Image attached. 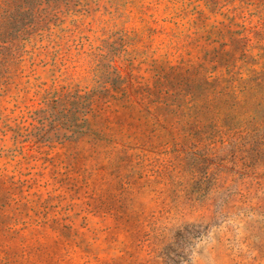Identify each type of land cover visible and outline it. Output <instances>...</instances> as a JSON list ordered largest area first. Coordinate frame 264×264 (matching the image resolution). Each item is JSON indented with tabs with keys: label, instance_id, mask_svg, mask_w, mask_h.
I'll return each mask as SVG.
<instances>
[{
	"label": "rangeland",
	"instance_id": "obj_1",
	"mask_svg": "<svg viewBox=\"0 0 264 264\" xmlns=\"http://www.w3.org/2000/svg\"><path fill=\"white\" fill-rule=\"evenodd\" d=\"M0 264H264V0H0Z\"/></svg>",
	"mask_w": 264,
	"mask_h": 264
}]
</instances>
